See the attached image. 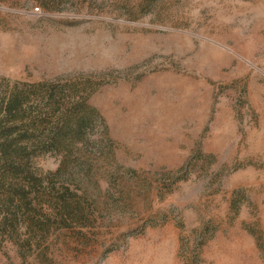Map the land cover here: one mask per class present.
<instances>
[{"label":"rangeland","instance_id":"obj_1","mask_svg":"<svg viewBox=\"0 0 264 264\" xmlns=\"http://www.w3.org/2000/svg\"><path fill=\"white\" fill-rule=\"evenodd\" d=\"M0 264H264V0H0Z\"/></svg>","mask_w":264,"mask_h":264},{"label":"trees","instance_id":"obj_2","mask_svg":"<svg viewBox=\"0 0 264 264\" xmlns=\"http://www.w3.org/2000/svg\"><path fill=\"white\" fill-rule=\"evenodd\" d=\"M12 106H13V103H10L9 106H8V112H10L11 109H13Z\"/></svg>","mask_w":264,"mask_h":264},{"label":"built area","instance_id":"obj_3","mask_svg":"<svg viewBox=\"0 0 264 264\" xmlns=\"http://www.w3.org/2000/svg\"><path fill=\"white\" fill-rule=\"evenodd\" d=\"M35 11H38V8H34Z\"/></svg>","mask_w":264,"mask_h":264}]
</instances>
